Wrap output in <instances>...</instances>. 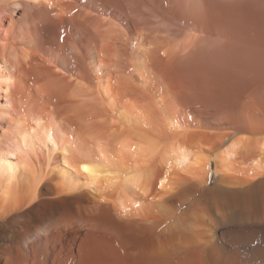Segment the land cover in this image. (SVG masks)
<instances>
[{
    "label": "bare ground",
    "instance_id": "obj_1",
    "mask_svg": "<svg viewBox=\"0 0 264 264\" xmlns=\"http://www.w3.org/2000/svg\"><path fill=\"white\" fill-rule=\"evenodd\" d=\"M123 2L90 0L89 75L45 63V89L16 73L33 42L13 15L50 38L73 5L0 0V264H264L262 122L194 123L177 73L203 29L167 0ZM139 7L148 28L112 16Z\"/></svg>",
    "mask_w": 264,
    "mask_h": 264
},
{
    "label": "rangeland",
    "instance_id": "obj_2",
    "mask_svg": "<svg viewBox=\"0 0 264 264\" xmlns=\"http://www.w3.org/2000/svg\"><path fill=\"white\" fill-rule=\"evenodd\" d=\"M66 1L75 9L73 17L65 29L50 38L40 33L38 18L30 15L27 18L22 9L13 15L14 19L25 17L33 42L31 57L16 73L45 89L57 87L56 76L44 72L45 63L61 68L71 79L75 74L89 75L84 59L86 53L93 51L95 38L83 17H96L101 9L90 0ZM130 1L135 0L123 3L127 7ZM167 7L176 16L191 11L198 21L195 29L198 32L203 29L205 38L194 50L195 56L190 55L177 73V79L187 89L183 103L191 113V120L210 133L248 132L246 123L253 119L252 122H262L264 127V0H167ZM142 12L141 7L125 8L124 13L116 11L112 16L148 28L150 20L143 15L146 11ZM68 68H75L73 75Z\"/></svg>",
    "mask_w": 264,
    "mask_h": 264
},
{
    "label": "snow or ice",
    "instance_id": "obj_3",
    "mask_svg": "<svg viewBox=\"0 0 264 264\" xmlns=\"http://www.w3.org/2000/svg\"><path fill=\"white\" fill-rule=\"evenodd\" d=\"M85 170H87V169H85Z\"/></svg>",
    "mask_w": 264,
    "mask_h": 264
}]
</instances>
